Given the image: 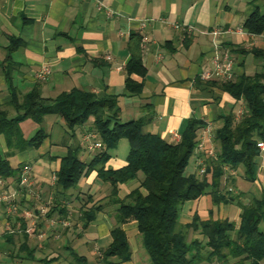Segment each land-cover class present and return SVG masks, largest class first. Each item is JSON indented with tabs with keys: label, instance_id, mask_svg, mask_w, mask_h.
<instances>
[{
	"label": "crops",
	"instance_id": "1",
	"mask_svg": "<svg viewBox=\"0 0 264 264\" xmlns=\"http://www.w3.org/2000/svg\"><path fill=\"white\" fill-rule=\"evenodd\" d=\"M255 16L264 18V0H0V109L9 118L17 116L10 104L11 87L19 97L36 89L51 100L76 89L90 93L95 100H115L117 122L142 121L144 134L158 135L169 144L179 142L175 136L181 138L190 121L202 122L206 127L197 133L198 150L190 160V170H186L188 175L194 174L196 160L210 148L223 118L243 108L242 102L210 84L219 79H202L205 72L213 70L215 56L230 53L234 60L232 78L264 74V28L260 34L245 28ZM174 25L191 30L175 29ZM236 28L243 33L211 35L215 29ZM132 35L140 38L146 70L138 94L126 87ZM42 68L50 71L44 81L36 78ZM131 78L142 81L136 75ZM92 123L89 119L70 130L55 115L46 116L41 124L25 120L20 125L25 139L39 130L46 135L37 150L10 153L0 135V153L17 170L15 177L0 180V264H74V255L86 259V264H102L100 259L91 262V257L95 247L102 252L113 242L111 232L119 205L111 195L112 185L101 180L96 170L84 174L67 190L57 185L62 161L69 154L90 165L104 152L108 156L105 170L127 165V140H120L110 150L91 147L85 135L93 133ZM256 163L253 181L246 180L243 168L227 170L223 185L225 191L234 190L237 201L214 205L213 197L207 194L186 202L181 225L190 224L194 215L202 221L212 216L238 224L242 206L264 194V150ZM25 165L31 167L34 195L19 186ZM141 179L139 175L137 181L118 185L117 198L125 200ZM5 193L14 198L18 214H6ZM39 204L47 205V218L34 222L23 216L25 210L36 214ZM90 210L94 217L84 226L83 213ZM66 220L68 227L61 223ZM121 227L132 258L124 263L111 258L110 262L147 264L137 223Z\"/></svg>",
	"mask_w": 264,
	"mask_h": 264
},
{
	"label": "trees",
	"instance_id": "2",
	"mask_svg": "<svg viewBox=\"0 0 264 264\" xmlns=\"http://www.w3.org/2000/svg\"><path fill=\"white\" fill-rule=\"evenodd\" d=\"M249 22L245 28L250 33H262L263 17L255 16ZM139 42L138 36H131V60L127 65L126 80L127 90L137 94L142 91L146 77ZM132 75L142 81H134ZM210 84L236 102H242L245 113L239 120L235 114L223 118L214 134L218 148L215 158L208 154L201 157L205 166L202 176L188 175L186 170L198 149L197 133L206 127L204 123L190 121L181 140L169 144L158 135L144 134L142 121L117 122L119 109L115 100H95L90 93L76 89L51 100L43 98L36 89L19 97L11 87L10 104L17 116L9 118L0 109V135H3L10 153L37 150L46 135L39 130L27 140L23 137L21 123L32 120L41 124L46 116L55 115L70 130L93 119L92 132L98 135L106 150L115 148L122 139L127 140L130 150L124 168L105 170L108 156L104 152L98 154L90 165L82 163L75 154H69L63 159L57 175V185L65 190L74 187L84 174L92 170L98 172L101 180L112 185L111 195L119 208L116 227L111 232L113 242L100 255L102 264H113L111 258L123 263L131 260L128 239L121 227L128 222L137 223L150 264H264V231L259 230L264 221V194L242 206L238 224L227 219L214 220L212 216L202 221L198 215H194L190 224L181 225L179 222L183 204L204 195L210 194L214 205L237 201L238 196L225 191L226 171L243 168L246 180L253 181L256 160L260 156L258 144L264 143V74L242 75ZM16 175L17 170L0 153V180ZM139 175L142 179L138 188L125 200H119L118 185L137 181ZM93 217L92 210L84 212L83 225L87 226ZM73 257L74 264H86V259Z\"/></svg>",
	"mask_w": 264,
	"mask_h": 264
},
{
	"label": "built area",
	"instance_id": "3",
	"mask_svg": "<svg viewBox=\"0 0 264 264\" xmlns=\"http://www.w3.org/2000/svg\"><path fill=\"white\" fill-rule=\"evenodd\" d=\"M108 14H110L108 12ZM175 29H182L184 31H190L191 28H183L180 25H174L173 26ZM227 33H238V34H242L243 30L241 28H236L235 30H227V31H222L220 29H215L211 32V35L213 37H218L220 35L223 34H227ZM144 42H147L148 39L146 37L143 38ZM233 68H234V60L232 58V56L230 55V53L228 52H224L221 54H218L215 56V58L213 59V70L211 72H205L202 75V79L204 80H211L214 77H216L217 79L221 80V81H227L229 79L232 78L233 75ZM50 71L48 68H42L37 74H36V78L40 81H44L46 80L47 76L49 75ZM245 113V108L243 106L242 109H240L236 114H235V118L236 120H239L241 118V116ZM211 132V127L208 126L207 128V133ZM176 139L178 138V136H175ZM85 139L87 141L90 142V145L93 149H98V150H103L104 146L102 144V142L100 140H98V135L95 134V132L93 133H87L85 135ZM258 148L260 150H264V143H259L258 144ZM210 157L215 158V154L212 151H208L207 153ZM202 161V160H201ZM198 162L197 159V163L199 165V173L202 175L205 172V166L203 161ZM21 174H20V178H19V186L26 189L31 195H34L33 190L31 189L32 186V180L30 177V172H31V167L29 165H25L23 166L22 170H21ZM233 189L229 188L228 191L232 192ZM38 197V195H37ZM5 202V206H6V214L8 216H12V215H16L18 214V209L17 206L15 204L14 198L12 196H8V198H6L4 200ZM46 207L43 206L42 204H39L38 208H37V213L33 214L32 211L30 210H25L22 212L23 216L27 219H31L32 221L35 222V220H39L40 218L45 217L48 212H46ZM48 211V209H47ZM63 225H66V221L61 222ZM69 225V222H68ZM40 237L42 238L43 236L40 235Z\"/></svg>",
	"mask_w": 264,
	"mask_h": 264
},
{
	"label": "rangeland",
	"instance_id": "4",
	"mask_svg": "<svg viewBox=\"0 0 264 264\" xmlns=\"http://www.w3.org/2000/svg\"><path fill=\"white\" fill-rule=\"evenodd\" d=\"M216 130V129H215ZM214 130V131H215ZM213 131V132H214ZM214 134H215V132H214ZM176 140H178V141H180L181 140V138L178 136V138L176 139ZM210 142H211V146H210V148L209 149H205V151H204V154H206L207 155V153H208V151H212L214 154H216L217 153V151H218V148H217V144L214 142V135H212V138H211V140H210ZM202 148V147H201ZM198 150V149H197ZM196 150V151H197ZM196 153V152H195ZM203 161V163H204V160L203 159H201V158H198V162L199 161ZM201 161V162H202ZM189 165H190V163H189ZM196 172L194 173L196 176H202L200 173H199V165H198V163H197V160H196ZM188 170H190V166H188V168H187ZM227 170H229V169H227ZM231 171H233V170H231ZM22 171H20V173H21ZM227 172V171H226ZM141 176V178H142V175H140ZM226 176H227V173L225 174V178H226ZM225 178H224V180H225ZM224 182V181H223ZM232 189V188H231ZM232 191H234V190H232ZM8 196H10V195H8L7 193H5V194H3V200H5L6 198H8ZM2 198V197H1ZM185 204H187V203H185ZM43 206H45L47 209H48V207H47V205L46 204H42ZM45 208V209H46ZM182 208H183V206H182ZM47 209H46V212H48L47 211ZM185 214V213H184ZM43 218H47V215L45 216V217H43ZM70 224H72V220H71V222H70ZM64 227H68L69 225H68V220H66V225H63ZM259 230L260 231H264V222H262L261 224H260V226H259ZM140 248H141V250H143V252H144V255H145V258H146V261H147V264H150V262H149V260H148V257H147V255H146V253H145V251H144V249H143V247H142V245H141V241H140ZM134 249V248H133ZM94 257H91L92 258V261L91 262H96V263H98L99 262V259H100V254H101V250L98 248V247H95L94 248Z\"/></svg>",
	"mask_w": 264,
	"mask_h": 264
}]
</instances>
